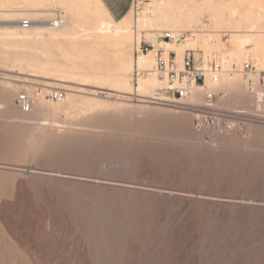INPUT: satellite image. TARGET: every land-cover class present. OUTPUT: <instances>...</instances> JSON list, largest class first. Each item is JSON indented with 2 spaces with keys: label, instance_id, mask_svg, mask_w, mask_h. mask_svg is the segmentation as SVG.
<instances>
[{
  "label": "rangeland",
  "instance_id": "1",
  "mask_svg": "<svg viewBox=\"0 0 264 264\" xmlns=\"http://www.w3.org/2000/svg\"><path fill=\"white\" fill-rule=\"evenodd\" d=\"M155 1L135 0L132 30ZM192 1L156 3L178 10ZM210 1L225 16L234 15L232 23H215L205 10L194 30L232 25L249 32L256 25L264 45V0ZM17 3L0 7V264H264V123L250 125L248 134L197 128L196 115L211 100L204 91L199 103H191L192 92L179 99L170 78L163 82L157 70L161 84L137 94L140 77L151 72L134 64L119 69L121 46L84 30L102 14L95 2L83 8L91 22L82 24L73 23L85 21L77 8L51 4L35 10ZM58 15L65 34L54 39L56 29L46 21ZM25 18L45 26L38 43L33 33V39L24 38ZM165 31L156 32L157 40L170 41L161 36ZM141 32L144 39L129 43L127 60L155 48ZM192 33L181 31L175 43ZM213 34L209 46L187 48L184 55L193 50L204 66L215 58L224 67L245 60L264 67V51L254 42L240 55L226 40L230 32ZM218 42L227 46L217 48ZM176 55L169 50V59L183 68ZM92 57L107 62L115 83L57 80L74 63L88 66ZM120 79L125 90L117 86ZM207 84L229 93L214 107L232 109L235 90L244 99L237 109L246 110L250 94L242 73ZM21 90L32 97L29 112L17 105ZM56 90L65 97H50ZM68 96L77 98L76 107L68 106Z\"/></svg>",
  "mask_w": 264,
  "mask_h": 264
},
{
  "label": "bare ground",
  "instance_id": "2",
  "mask_svg": "<svg viewBox=\"0 0 264 264\" xmlns=\"http://www.w3.org/2000/svg\"><path fill=\"white\" fill-rule=\"evenodd\" d=\"M13 0H0V7L7 6ZM92 2H95L101 9L102 14H100L99 18L96 21L92 22V25L89 27L82 25L84 30L88 31V33L93 34L94 36L105 40V43L112 44L115 46H121L119 50L116 52L117 61L119 64V69H125L128 67L134 66L138 70L150 71L151 76H141L139 80L138 86L134 89L137 94H142L143 92H148L150 89L155 88L156 86L160 85V81L156 76V66H157V56L159 55V48H164L162 52V58L165 60H169V50L176 51V59L180 64L183 63V56L184 51L187 48H193L198 45L200 46H209V41L214 38L213 32H221L226 31L230 32L232 35L227 41H229L232 46L238 48L237 53L240 55L243 54L242 48L246 43L254 42L256 46L261 47L262 51H264L263 39L259 32H255L257 29L256 25H251L248 27L249 32H241L235 31L232 29L234 26L228 25L224 26L223 28L213 29L212 27L206 26L201 30L197 31L194 30V22L198 19V13H201L205 10L210 11L212 21L215 23H224L225 20L231 22L234 15H229L228 17L225 16L222 10L219 9V5L216 2H212L210 0H193L192 3L187 4L184 8H180L178 10H170V9H163L160 7V3L155 2L148 3V6L142 10V14L140 19L137 21V26L134 30L132 27L134 26V21L132 20L133 10L121 21H114L108 13L100 6L98 0H18V5L20 4H28L31 6H36L38 9L35 10H42L39 7L47 6V5H61L66 8H77L81 13H83L84 20H80L79 22L73 23H87L91 22L85 16L83 8L85 10H89V6ZM167 4V3H166ZM169 4H167L168 6ZM171 7V6H170ZM3 9H0V12ZM156 13V18L149 16V13ZM14 18L9 17L6 20H13ZM30 19V18H29ZM32 19V18H31ZM33 21V20H32ZM211 21V22H212ZM41 22V21H38ZM35 23V22H34ZM232 23V22H231ZM38 24V23H37ZM204 25H207L204 24ZM45 26L41 22L40 25H32L29 28H24V34L26 35L25 39H33L32 37H28V34L33 33L34 35L39 36L34 40V42L40 41V36L42 35V28ZM49 28L54 29V27ZM241 28V26H238ZM56 30L52 32L54 39H58L61 35H64V26L63 23L61 26L56 27ZM170 31L172 36H177L184 30H191L193 33L186 39V42L178 45L172 41H159L156 37V32L162 33L161 31ZM133 31V32H132ZM141 31H146L145 37L147 40L151 41L152 45L155 47L150 49L146 53H140L138 57L132 59L130 57L127 60L126 56L128 55V47L129 43L136 42V44H140L143 38V34ZM11 34H20L19 32H12ZM183 33V32H182ZM217 48H225L227 45L225 43L218 42L215 45ZM136 48V47H135ZM97 58L92 57L88 58L89 65L82 66L80 64L74 63L70 70L65 71L68 74H62L61 77L57 80L59 81H66L67 78H75V77H84L87 79L89 78H97L102 80H107L105 82H112L116 81L115 75L111 74V67L103 61L102 63L96 62ZM155 66V68H154ZM163 82H167L168 76L167 71L164 74ZM238 79V78H237ZM121 80V81H120ZM117 80L120 81L118 87L121 90H125L127 86V82L123 81L122 79ZM211 81L210 79H208ZM207 80V81H208ZM212 82V81H211ZM117 83V82H116ZM213 83V82H212ZM109 84V83H108ZM169 84V83H168ZM232 84H234L232 82ZM163 85V84H162ZM161 85V86H162ZM208 85V84H207ZM213 85H218L214 84ZM209 87V86H208ZM7 88L11 89V85H8ZM119 88V89H120ZM202 88L200 86H195L192 90V98L191 103H199L202 102ZM11 92V91H9ZM189 97V96H188ZM156 98V97H155ZM161 100H165V98H160ZM42 99H40V104H42ZM67 104L69 107L73 108L77 106V98H72L70 96L66 99ZM150 101V100H148ZM203 104V103H201ZM60 104L56 105L58 108ZM206 105V104H204ZM83 107V106H82ZM85 107V106H84ZM55 108V109H56ZM44 121V120H43Z\"/></svg>",
  "mask_w": 264,
  "mask_h": 264
},
{
  "label": "built area",
  "instance_id": "3",
  "mask_svg": "<svg viewBox=\"0 0 264 264\" xmlns=\"http://www.w3.org/2000/svg\"><path fill=\"white\" fill-rule=\"evenodd\" d=\"M32 23V19L29 18L22 19L21 21L24 28H29ZM46 23L50 27L56 28L62 25L63 20L58 15L53 19L47 20ZM161 36L166 40L178 42L181 40L182 34L172 36L170 31H165ZM141 51L143 52V49ZM146 51H148L147 48ZM198 63L199 60L196 58L194 51L189 49L183 58V68H178L175 58L169 59L166 62L165 59L158 55L156 70L160 73L161 77H164L167 71V76L172 81L171 89L179 99L188 97L195 86H200L208 100H212L217 95V92L208 87L207 78L214 84H219L223 74L231 78L237 72H243L245 78H247L248 87L253 93L256 108L261 109L263 107L264 68L259 69L250 60H245L241 66L237 63H231L226 67H224L220 60L215 58L209 60L205 66ZM49 96L54 99H63L65 92L56 90L52 91ZM16 101L21 111H31L33 100L26 90L18 92ZM206 106L207 110H200L196 115L195 126L197 128H210L222 132L236 129L244 134H248V128L253 120L245 112L239 110H220L214 107L213 103H208Z\"/></svg>",
  "mask_w": 264,
  "mask_h": 264
},
{
  "label": "crops",
  "instance_id": "4",
  "mask_svg": "<svg viewBox=\"0 0 264 264\" xmlns=\"http://www.w3.org/2000/svg\"><path fill=\"white\" fill-rule=\"evenodd\" d=\"M98 2L100 4V6L108 13V15L114 21L118 22V21H121L122 19H124L126 16H128V14L132 11L135 0H98ZM254 63L259 69L264 68V67H260L259 64H257L256 62H254ZM237 73L243 74V72H240V71ZM237 92L238 91L232 90L233 96L229 102L230 106H232V109L222 108L220 106H218L216 108L220 109V110H230V111L231 110H238L237 107L240 106L239 102L244 101V99L240 98L239 97L240 95ZM248 92H249L250 96H248L247 99H245L246 100V105H245L246 110H243V112H245L249 116V118L251 120H253L250 125H253L255 123H264V105H263V108L257 109L255 104H254L253 93L249 89V87H248ZM228 95H229L228 92H226L224 90H219L217 92V95L211 100V103H213V104L218 103L219 98H224V97H227ZM253 108L255 109L254 112H252Z\"/></svg>",
  "mask_w": 264,
  "mask_h": 264
}]
</instances>
